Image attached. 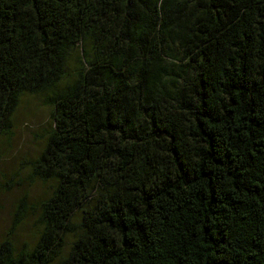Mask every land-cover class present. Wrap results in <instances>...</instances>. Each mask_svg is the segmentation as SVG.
Instances as JSON below:
<instances>
[{
  "label": "trees",
  "instance_id": "trees-1",
  "mask_svg": "<svg viewBox=\"0 0 264 264\" xmlns=\"http://www.w3.org/2000/svg\"><path fill=\"white\" fill-rule=\"evenodd\" d=\"M26 96L0 264H264V0H0V141Z\"/></svg>",
  "mask_w": 264,
  "mask_h": 264
},
{
  "label": "rangeland",
  "instance_id": "rangeland-1",
  "mask_svg": "<svg viewBox=\"0 0 264 264\" xmlns=\"http://www.w3.org/2000/svg\"><path fill=\"white\" fill-rule=\"evenodd\" d=\"M51 124V110L36 96H26L15 117L14 135L0 141V242L11 229L12 215L17 202L25 195L31 203L49 194L50 184L32 182L29 164L43 151L47 129ZM20 182L16 185V175ZM22 179V181H21ZM10 184L14 187L7 189ZM36 217L31 215L23 226L19 243L34 230Z\"/></svg>",
  "mask_w": 264,
  "mask_h": 264
}]
</instances>
